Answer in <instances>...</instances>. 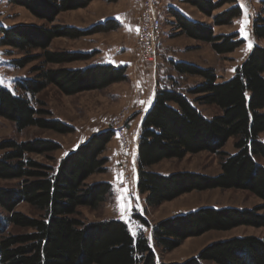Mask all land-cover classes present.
Returning <instances> with one entry per match:
<instances>
[{
  "label": "trees",
  "instance_id": "obj_1",
  "mask_svg": "<svg viewBox=\"0 0 264 264\" xmlns=\"http://www.w3.org/2000/svg\"><path fill=\"white\" fill-rule=\"evenodd\" d=\"M94 0H9L27 8L52 24L65 12L85 9ZM115 0H110L113 2ZM196 8L204 16L223 5L227 11L213 17L212 27L230 25L242 14L238 0H179ZM252 21V34L264 39V3ZM173 26L180 35L211 46L217 55L233 53L243 45L237 34L214 35L212 27L192 21L179 10L169 7ZM112 24V25H111ZM107 21L87 31L53 25L45 27H0V47L25 55L11 63L16 69L41 60L33 69L34 77L15 82L17 94L0 84V118L11 122L17 132L37 128L56 134H72L74 129L57 120L46 119L49 113L35 108L37 96L48 86L64 96L100 90L124 82L125 68L95 65L82 69H45L46 65L85 62L90 55L49 52L53 40H77L96 33L117 29ZM39 51L38 54H31ZM179 78H198L200 82L183 89L169 78V88L157 89L152 105L139 130L136 167L137 190L146 195L149 206H159L192 192L237 190L250 193L261 201L252 209L200 208L166 219L151 227L154 246L171 252L189 238L208 232H228L239 227L264 229V48L255 46L233 78L217 83L213 70L170 60ZM200 107L217 111L207 117ZM112 132L91 136L81 146L66 154L57 166L44 165L33 156H47L60 145L43 139L0 143V181H20L14 188L0 187V264H157L155 253L143 235L133 237L126 224L109 220L85 224L77 219L79 208L96 210L112 195L109 183L85 185L95 174H104L108 163L102 158ZM233 139V155L222 151ZM209 153L223 158L220 174L205 176L179 172L160 175L150 169L164 160H183L188 155ZM26 204L38 213L29 217L17 212ZM140 222L147 226L146 221ZM10 229L21 233H11ZM180 264H264V238L234 237L211 243L197 257Z\"/></svg>",
  "mask_w": 264,
  "mask_h": 264
},
{
  "label": "rangeland",
  "instance_id": "obj_2",
  "mask_svg": "<svg viewBox=\"0 0 264 264\" xmlns=\"http://www.w3.org/2000/svg\"><path fill=\"white\" fill-rule=\"evenodd\" d=\"M242 9L239 18L234 19L230 25L212 27L213 17L227 11L232 5L226 4L215 10L211 17L204 16L196 8L180 3L179 0H158L156 6L157 18L160 21V34L154 43L156 62L151 66L140 57V50L137 46V38L134 30L128 33L121 29V22L118 15L129 8L127 0H95L85 9L65 12L58 15L52 24L31 13L27 8L9 3V0H0V27H45L53 25L70 27L87 31L107 21H113L118 27L113 31L96 33L77 40L58 38L52 41L49 52H68L82 55H90L85 62H77L66 65H46L45 69H82L95 65H109L115 68H125L127 79L121 83H115L100 90L86 91L74 96H64L55 87L48 86L41 92L37 99L42 106L33 105L37 109L49 113L46 119L57 120L74 129L72 134L61 135L50 131H42L37 128H28L17 132L15 126L0 118V143L12 140L17 143L32 141L36 139L50 140L60 145V150L47 156H33L38 163L57 166L64 156L78 146H81L91 136L101 132H112L114 120L125 115L126 135L129 148H136L138 152L139 132L137 131L138 115L134 98L138 97L141 91L150 90V87L165 89L170 87L169 78L175 77V83L180 88H191L200 82L198 78L184 76L179 78L173 72L170 60L184 62L204 69L213 70L217 77V83H222L234 77L235 71L248 58L255 46L264 48V39H256L252 34V21L259 15L262 6L259 0H253L252 7L255 9L251 15L243 0H238ZM264 1V0H263ZM169 7L180 9L187 18L193 21L204 23L212 27L214 35L237 34L238 39L244 43L233 53L226 55L215 54L209 44L195 41L180 35L173 24L175 20L170 16ZM143 8L141 1L138 12H132L127 18V25L134 24ZM247 20L245 26L246 36L241 33V23ZM112 25V24H111ZM249 43L251 47L249 48ZM33 51L31 54H38ZM25 54L7 47H0V84L17 94L15 82L34 77L33 69L41 67V60L28 64L23 69H16L12 65L13 60L23 58ZM118 61V62H116ZM124 62V64H122ZM117 63V64H116ZM128 65V66H127ZM200 110L207 117L217 113L214 107H200ZM140 130V129H139ZM113 133V132H112ZM106 146L102 158H107L108 163L104 174H95L89 177L85 185L106 183L111 180V173L117 172L119 182L112 186V195L105 197V200L96 210L79 208L77 219L82 223L91 224L109 220H119L126 224L133 237L143 235L153 248L157 264H180L188 259L195 258L201 250L211 243L227 240L234 237L255 236L264 238V229L251 227H239L228 232H208L197 238L185 240L181 246L171 252H166L154 246L151 237V227L171 217L195 211L200 208H235L252 209L261 204V201L248 192L237 190H208L203 192H192L179 198L162 203L159 206L146 204V195H140L132 185L130 177H138L137 167H129L127 171L121 168V155L123 153L120 140L113 133ZM115 139V140H114ZM264 143V133L259 136ZM117 143V144H116ZM116 150V157L112 152ZM226 155H233L236 151L233 148V139L228 140L222 149ZM4 151H0V157ZM117 158V159H116ZM223 158L209 153L188 155L183 160H164L153 166L150 170L160 175H171L179 172H188L205 176H217L220 174V164ZM264 165V161L258 160ZM20 181H0L2 188H14ZM17 212L29 217H38L35 212L26 204H20ZM146 221L144 226L140 220ZM11 233H21L19 230L10 229ZM135 233V234H133Z\"/></svg>",
  "mask_w": 264,
  "mask_h": 264
},
{
  "label": "built area",
  "instance_id": "obj_3",
  "mask_svg": "<svg viewBox=\"0 0 264 264\" xmlns=\"http://www.w3.org/2000/svg\"><path fill=\"white\" fill-rule=\"evenodd\" d=\"M143 8L136 19V38L137 46L140 50V57L151 66L155 65L156 54L154 43L160 34V21L157 18L156 6L158 0H142ZM244 5L248 7L251 15H254L255 9L252 7L253 0H243ZM125 115L117 117L114 120L112 132L117 136L122 144L123 153L121 155V169L127 171L129 167L134 168L136 164V151L129 148L126 135Z\"/></svg>",
  "mask_w": 264,
  "mask_h": 264
},
{
  "label": "crops",
  "instance_id": "obj_4",
  "mask_svg": "<svg viewBox=\"0 0 264 264\" xmlns=\"http://www.w3.org/2000/svg\"><path fill=\"white\" fill-rule=\"evenodd\" d=\"M127 1L129 3V8L126 11L121 12L120 15H118V17L121 19L120 20V22H121V29L122 30H126L129 33L130 32V29L129 28H131V31L134 30V32L136 33V28H135L134 24H132V26H128L126 23H127V18L130 17V15H131L132 12H136V13L138 12L142 0H127ZM259 1L260 2H264L263 0H259ZM177 10L180 11V9H177ZM182 14H184V13H182ZM116 62H118V61H116ZM122 64H124V62ZM143 91L145 93H143L141 91V93L139 94V96L133 99L134 100L133 101L134 102V105L136 106V112H137V115H138V123H137V126L138 127L136 128L138 132H139V129L141 127V124H142V122H143V120L145 118L146 113L148 112L149 108L152 105L153 97H154V94H155V87H150V90L147 89V90H143ZM135 146H136L135 151H136V156H137V144H135ZM116 153H117L116 150H114L112 152L113 155L114 154L116 155ZM115 155H114V157H116ZM110 176H111V180L107 181L106 183H109L111 185H117L118 182H119V179H120L119 176H118V174H117V172L111 173ZM135 179L136 178H135L134 172H133L132 173V176L130 177V180L132 181V185H133L134 189H136V180Z\"/></svg>",
  "mask_w": 264,
  "mask_h": 264
},
{
  "label": "snow or ice",
  "instance_id": "obj_5",
  "mask_svg": "<svg viewBox=\"0 0 264 264\" xmlns=\"http://www.w3.org/2000/svg\"><path fill=\"white\" fill-rule=\"evenodd\" d=\"M246 24H247V20L245 19L242 23H241V33L243 34V35H245L246 36V32H245V26H246ZM251 47V43H249V48ZM133 234H135V233H133Z\"/></svg>",
  "mask_w": 264,
  "mask_h": 264
}]
</instances>
